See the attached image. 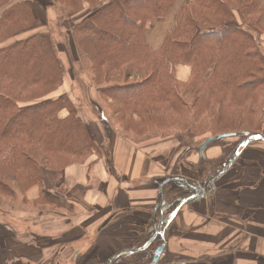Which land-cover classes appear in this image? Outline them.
I'll list each match as a JSON object with an SVG mask.
<instances>
[{
  "label": "trees",
  "instance_id": "16d2710c",
  "mask_svg": "<svg viewBox=\"0 0 264 264\" xmlns=\"http://www.w3.org/2000/svg\"><path fill=\"white\" fill-rule=\"evenodd\" d=\"M51 1L67 16L78 63L95 74L91 81L102 83L98 94L111 101L130 140L138 145L184 137L194 142L192 149L197 146L198 161L188 165L190 173L176 163L170 176L207 175L211 163L199 156V148L209 138L227 136L206 147L221 151L219 168L207 179L246 136H264V7L259 0ZM154 23L163 31L155 47L147 41ZM37 28L28 1L0 0V195H20L33 207L29 213L51 204L42 186L45 172L58 180L67 168L101 156L79 110L63 93L67 67L60 45ZM170 178L161 182L159 203H176L183 195V182ZM34 189L38 194L29 197ZM164 240L158 236L145 251L113 264H150ZM159 264L179 263L163 258ZM187 264L210 262L199 258Z\"/></svg>",
  "mask_w": 264,
  "mask_h": 264
},
{
  "label": "crops",
  "instance_id": "0c3cea01",
  "mask_svg": "<svg viewBox=\"0 0 264 264\" xmlns=\"http://www.w3.org/2000/svg\"><path fill=\"white\" fill-rule=\"evenodd\" d=\"M186 1L177 0V4ZM159 25L152 24L150 33H159ZM102 134L105 136L106 132L102 131ZM142 144L151 151L163 150L166 146L160 148L161 144L157 142ZM133 147L123 139L116 145L115 162L119 151V171L125 175L120 180L122 188L117 186L113 176L106 175L101 156L86 165L67 168L58 183L54 182L52 174L45 172L42 186L51 204L45 207L47 209L12 215L34 220L36 227L47 231L43 235L25 234L17 229L9 230L0 223V264H56L55 258L67 262L72 257L74 240L79 241L83 236L75 231L90 232L107 218L110 221L96 231L97 239L86 250L87 256H82L89 264H102L118 252L138 248L161 218L157 208L158 184L172 176L170 170L159 174L158 168L146 164L145 156ZM248 148L241 151L229 171L214 183L209 197L182 207L174 222L165 228L161 259L179 264L199 258H207L210 264H264V144ZM216 149L209 150L205 157L199 155L207 161L212 160V169L217 162L214 160H221V151ZM89 170L96 178V189H91L92 193L85 196V203L83 186ZM145 176L152 182L131 187L132 179ZM98 180L101 181L99 186ZM186 180L200 182L194 177H186ZM37 194L38 190L34 189L28 195L35 197ZM91 207L96 211L92 215L89 214ZM44 211L47 213L43 214Z\"/></svg>",
  "mask_w": 264,
  "mask_h": 264
},
{
  "label": "rangeland",
  "instance_id": "374dc122",
  "mask_svg": "<svg viewBox=\"0 0 264 264\" xmlns=\"http://www.w3.org/2000/svg\"><path fill=\"white\" fill-rule=\"evenodd\" d=\"M20 1H28L33 8L34 15L37 19V32H43V33H48L51 37V39L56 43V45H60V56L62 52V61L65 63V67H67L66 71V77H65V84L63 87V93L67 94L71 100L73 101L75 107L79 110V115L81 116L82 120L86 124V127L88 129V132L94 141V143L97 145L99 151L101 154V159L104 162V168L106 175L108 177L113 176L114 179H116V184L120 188L122 186L120 185L121 182L120 180L125 177L123 173H120L119 171V159H120V154L119 151L117 153V161L115 162V154H116V145L119 141V139H123L125 141H128L132 145H134L133 149L142 153L145 158H146V164L148 163L149 166H152V164L157 167L158 169L156 170L159 174L164 173V170L167 172L170 170V167L173 166L174 164L177 165V169H179L182 173H190L189 170L187 169L188 165L194 164L191 160H194V162L198 161L197 157V151L195 147L192 149V144L194 145V142L189 141L187 138L184 137H179L177 140H172V141H166V140H159V141H149V143H160V148L163 147V150L159 149L158 151H151L149 147H146L145 144H141V147L134 143L132 140H130L127 137L128 132L124 130V122L117 118L116 115L114 114V108L111 105V101L108 98H105L103 96H100L98 94V87L101 86L102 83L100 82H95L91 81L90 78H92L94 73H86L84 70V66L82 63L77 61L75 51H74V46H73V39L71 35V27L69 24V21L67 19V16L65 14L58 12L53 8L56 5L51 1V0H20ZM262 1V6H264V0ZM52 2V4H50ZM104 2H107L104 0ZM103 2V3H104ZM261 4V3H260ZM88 9V7L86 8ZM89 12H85L81 16H77V19H80L84 15L88 14ZM75 20V19H74ZM72 20L71 22H73ZM72 25V24H71ZM156 26V24L154 25ZM163 31H160L159 33H149L147 35V40L149 41L150 45L152 46H157V44L160 41V37L162 35ZM72 44V45H71ZM262 52L264 53V45H261ZM65 50V51H63ZM58 51V52H59ZM111 118V119H110ZM134 119L138 121L140 117L134 116ZM98 125V126H96ZM102 131L106 132V135L103 136ZM94 135V138L92 137V134ZM98 134V137L96 136ZM116 136V137H115ZM115 137V138H114ZM117 138V140H115ZM168 140V139H167ZM171 140V139H170ZM261 142V141H257ZM257 142L250 143L251 146L252 144H260ZM113 143V147H112ZM247 145L241 151L243 152L244 149L248 148ZM139 146V147H138ZM189 148V149H188ZM215 147H209L207 150L205 149L203 153H201L202 157H205L208 153L209 150H213ZM190 150V152H186L182 157V152ZM218 150V149H216ZM220 151V150H219ZM223 151V150H222ZM240 151V152H241ZM245 151V150H244ZM215 151H212V153ZM224 153V151H223ZM137 156V155H136ZM193 157V158H191ZM239 158V157H238ZM167 161H169L167 163ZM218 161L214 160V162ZM211 163V167L208 166L207 175L206 173L204 176H200L201 172L198 173V176L200 178L207 177L209 178V173L212 171L215 172L218 170V167H214L212 169V160L209 161ZM111 170V171H108ZM188 170V172L186 171ZM49 173V172H48ZM162 173V174H163ZM51 174V173H50ZM214 175V174H212ZM53 179L55 183H58V180L54 178ZM194 180H196L195 175H193ZM200 178H197V180H201ZM86 183L83 186L84 193L82 195V199L85 203V196L88 194H91V189L95 190L94 188L96 182H95V177L94 175L91 174V170L88 171V174L86 175ZM205 179L203 181H205ZM132 188H136L141 185H145L149 182H152V180L148 177L144 178H136L132 179ZM156 180V179H155ZM110 179L108 180V182ZM124 181V180H122ZM129 181V180H125ZM157 181V180H156ZM200 181V182H203ZM165 182V181H164ZM190 184H195L194 182H190L189 180L187 181ZM99 183L101 181L98 180L97 185L99 186ZM43 185V184H42ZM47 188V187H46ZM160 188L163 190V186L161 183L158 184V193H160ZM63 190H60V192ZM59 192V193H60ZM64 193V192H62ZM60 198L64 196H60L61 194H57ZM56 195V196H57ZM185 194L181 196V194L177 197H175L177 200L179 198H182ZM83 202H81L82 204ZM176 203L174 206H176ZM39 207L38 209H40ZM44 209H47L45 207H42ZM36 209V210H38ZM84 209L86 210L87 207L84 205ZM94 207H91V210L89 212L90 215L94 214L96 211L93 210ZM26 211H33V207L24 204L22 202L21 196L17 195L14 199L1 196L0 195V223H3V227H7L9 230L12 229H17L19 232H23L25 234L27 233H37V234H45L47 230H41L39 227H36L34 225V220L28 219V218H16L15 215H12L13 213H22ZM45 212V211H44ZM165 212V211H164ZM47 213V212H46ZM108 220V218L106 219ZM104 223L96 228H92L90 232H85L84 230L82 231H75L78 234H83L82 239L79 241L74 240L73 243V251L71 253V259L67 262L61 260L59 258H55V263L56 264H89L85 257L82 256H87L86 250L89 248L90 245L93 244V241L97 239V234L96 231L101 228L105 223ZM112 224H110L109 228H111ZM29 246L36 247L35 245L32 244H27ZM94 251V249H93ZM155 253V252H154ZM125 257V256H124ZM121 257V258H124ZM77 258V260H76ZM124 263L120 262L119 264Z\"/></svg>",
  "mask_w": 264,
  "mask_h": 264
},
{
  "label": "water",
  "instance_id": "95a60500",
  "mask_svg": "<svg viewBox=\"0 0 264 264\" xmlns=\"http://www.w3.org/2000/svg\"><path fill=\"white\" fill-rule=\"evenodd\" d=\"M225 137H227V136L223 135V136L212 137V138L207 139L200 146L199 153L201 154L211 142L218 140V139L225 138ZM257 141H261L264 143V136L261 134H250V135L246 136L235 147L233 154L226 161L223 168L220 171H218L217 174L213 175L210 179H208L204 182L196 183V184H189L187 182V180L184 178L171 177L170 179H178V180L183 182L185 188L189 189V196L184 197V198H179L177 200L178 203L176 204L170 219L167 221L166 226L169 225L175 219V217L177 216L178 212L182 209V207H184L185 205H187L189 203L200 201L206 197H209L212 193V190L214 189V183L217 180H219L222 176H224L229 171V169L233 166V164L235 163V161L238 159V157L241 154V152H240L241 149H243L244 147H246L250 143L257 142ZM162 191L163 190H161V188H160V194H162ZM161 201H162V199H161ZM174 204H175L174 202L169 204V205L166 203H163V206L160 210L161 218L159 219L156 226H154L152 228V234H151L150 238L142 246L135 248V249L123 250L121 252H118V253L114 254L111 258H109V260L107 261L106 264H113L117 259H119L123 256L132 255V254H136V253L145 251L146 249H148L151 246V244L157 238V236L160 235V236L164 237L163 234L165 232V229L164 228L162 229V227L164 225V220H165L164 209L167 210V209L171 208ZM159 205H160V203L158 202L157 208L159 207ZM156 211L154 212L155 213L154 214V221L156 220ZM109 221H110V219L107 220L104 225H106ZM164 247H165L164 244H162L161 246H159L156 249L154 256H153V259H152V262L150 264H159V262L161 260V255L163 254V251H164Z\"/></svg>",
  "mask_w": 264,
  "mask_h": 264
},
{
  "label": "flooded vegetation",
  "instance_id": "af4514ba",
  "mask_svg": "<svg viewBox=\"0 0 264 264\" xmlns=\"http://www.w3.org/2000/svg\"><path fill=\"white\" fill-rule=\"evenodd\" d=\"M187 181H188V180H187ZM188 183H189V182H188ZM189 184H190V183H189ZM183 194H185V195L183 196V198L189 196V189H188V188H185ZM162 206H163V201L160 202V205H159V207H158V208H159V214H160V216H161L160 210H161ZM171 208H172V207H171ZM171 208H169V209L166 210V215H167V217H168V218L165 219L166 222L169 220V218H170V216H171ZM162 229H163V228H162ZM159 236H160V235H159ZM157 237H158V236H157ZM161 238H164V237L161 236Z\"/></svg>",
  "mask_w": 264,
  "mask_h": 264
},
{
  "label": "bare ground",
  "instance_id": "6f19581e",
  "mask_svg": "<svg viewBox=\"0 0 264 264\" xmlns=\"http://www.w3.org/2000/svg\"><path fill=\"white\" fill-rule=\"evenodd\" d=\"M179 75L184 77L185 76V70L181 71Z\"/></svg>",
  "mask_w": 264,
  "mask_h": 264
}]
</instances>
